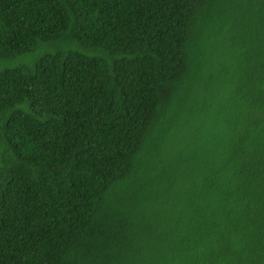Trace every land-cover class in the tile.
<instances>
[{"label":"trees","instance_id":"16d2710c","mask_svg":"<svg viewBox=\"0 0 264 264\" xmlns=\"http://www.w3.org/2000/svg\"><path fill=\"white\" fill-rule=\"evenodd\" d=\"M0 264H264V0H0Z\"/></svg>","mask_w":264,"mask_h":264}]
</instances>
